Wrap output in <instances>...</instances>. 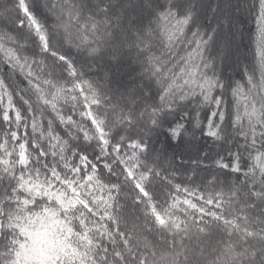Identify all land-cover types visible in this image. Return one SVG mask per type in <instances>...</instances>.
<instances>
[{
  "label": "snow or ice",
  "instance_id": "6c2138e0",
  "mask_svg": "<svg viewBox=\"0 0 264 264\" xmlns=\"http://www.w3.org/2000/svg\"><path fill=\"white\" fill-rule=\"evenodd\" d=\"M0 264H264V0H0Z\"/></svg>",
  "mask_w": 264,
  "mask_h": 264
},
{
  "label": "trees",
  "instance_id": "16d2710c",
  "mask_svg": "<svg viewBox=\"0 0 264 264\" xmlns=\"http://www.w3.org/2000/svg\"><path fill=\"white\" fill-rule=\"evenodd\" d=\"M241 28H243V30H245V31H243L244 32L243 41L245 42V46H246L248 43L247 33H248L249 28H251L250 20H245V23L241 24ZM242 51H243V49H242ZM245 51H247L246 47H245ZM228 74L233 76L235 79H239V77L236 75V73H232V71L230 69L228 70ZM197 135H198V139H199V144L197 145L198 147L203 148L207 151H213V154H214V151H220L221 150L218 146H216L214 148V146L210 140H207L206 138H199V134H197ZM161 141L163 143L160 146L162 148H166L169 153L181 152V151H183V149H185L187 151V149L189 148V145L187 144V137L185 138L184 141H181V142L173 141L172 143H168L167 141L164 140V137H161Z\"/></svg>",
  "mask_w": 264,
  "mask_h": 264
},
{
  "label": "rangeland",
  "instance_id": "374dc122",
  "mask_svg": "<svg viewBox=\"0 0 264 264\" xmlns=\"http://www.w3.org/2000/svg\"><path fill=\"white\" fill-rule=\"evenodd\" d=\"M242 30H243V28H242ZM243 31H245V30H243ZM238 40H239V38H238ZM242 47H243V48H242ZM241 48L243 49V51H242V49H241V52H242V53L246 52V51H245V42H244V41L241 42ZM230 70H231V69H230ZM231 71H232V70H231ZM232 73H234V72L232 71ZM184 150H185V149H183V151H184ZM185 151H186V150H185ZM185 151H184V152H185ZM187 151H189V148L187 149ZM187 151H186V152H187Z\"/></svg>",
  "mask_w": 264,
  "mask_h": 264
}]
</instances>
